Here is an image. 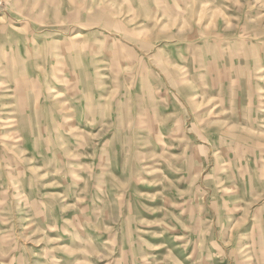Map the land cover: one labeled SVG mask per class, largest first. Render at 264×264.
<instances>
[{
    "label": "rangeland",
    "instance_id": "374dc122",
    "mask_svg": "<svg viewBox=\"0 0 264 264\" xmlns=\"http://www.w3.org/2000/svg\"><path fill=\"white\" fill-rule=\"evenodd\" d=\"M0 264H264V0H0Z\"/></svg>",
    "mask_w": 264,
    "mask_h": 264
},
{
    "label": "crops",
    "instance_id": "0c3cea01",
    "mask_svg": "<svg viewBox=\"0 0 264 264\" xmlns=\"http://www.w3.org/2000/svg\"><path fill=\"white\" fill-rule=\"evenodd\" d=\"M75 37H84L82 33H78Z\"/></svg>",
    "mask_w": 264,
    "mask_h": 264
}]
</instances>
